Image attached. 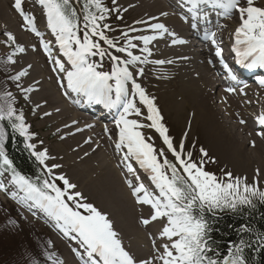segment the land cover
Returning <instances> with one entry per match:
<instances>
[{"label":"snow or ice","instance_id":"6c2138e0","mask_svg":"<svg viewBox=\"0 0 264 264\" xmlns=\"http://www.w3.org/2000/svg\"><path fill=\"white\" fill-rule=\"evenodd\" d=\"M112 2L116 4V0ZM189 2L194 11L198 10L202 2L223 9V14L226 16L231 15L233 10L238 11L241 23L235 30V43L237 46L244 45L245 50L242 53L239 47L233 49L239 58L237 63L250 70L264 68V7L256 6L255 0H246V6H240V0H189ZM40 3L47 9L48 26L55 35L59 50L64 57H67V61L52 57L48 42L41 40V44L51 62L56 66L52 71L59 72L62 80L66 79L67 89L82 94L89 103H104L109 108L117 107L124 98L123 111L116 120L119 137L116 148L126 147L124 159L135 158L140 167L150 173V179L158 189V195L148 192L143 184L133 187L131 181L128 183L133 189L132 194L137 202L149 205L153 210L150 219L144 218L140 221L143 225L166 218V225L162 227L160 236L166 238L167 242L157 246L156 241L153 240L155 254L151 259H137L124 247L109 217L92 203L82 202L85 200L83 194L75 191L77 185L70 182L64 175L54 177V180L63 182V186L58 187L54 180L43 179L40 184L17 172L12 167V161L5 154L3 133L0 131V161L7 166L8 170H11L12 183L19 186L25 193L23 199L34 201L50 217H53L56 227L64 235L73 234L72 238L77 241L73 252L80 257L82 264H248L245 249L250 247V244L243 238L238 243H230L225 253H221L213 246L212 228L208 216H214L225 209L235 211L243 206H251L254 199L264 201V191H261L255 183L248 184L246 177H233L231 172L224 174L227 182L218 179L214 173L204 169L203 159L193 160L191 152L187 153V159H185L183 141L174 145L168 135V128L162 123L163 117L154 98H150L141 84L135 80L137 74L141 76L144 74V69L140 68L138 73L130 70V66L135 62H148L147 56L152 55L148 45L158 37L165 35L172 37V44H183L185 41L178 39L176 33L170 31L165 23L153 17L152 19L157 22L149 24L148 28L154 34H140L128 39V34L124 33L127 45L120 47L116 40L109 39L103 30H110V26L102 22L105 21V13H110L112 9L104 6L101 0H85L82 16L83 32L80 28L81 16L73 0H40ZM14 7L21 13L24 21L32 25V18L23 15L22 0H14ZM92 7L95 8V12L91 10ZM116 12L118 15V7ZM167 15L166 12L161 13V16ZM139 23L145 22L141 20ZM32 30L35 31V28L33 27ZM36 34L40 35L39 32ZM215 35V32H212L210 37L205 38H211L212 43L216 45ZM0 36L5 37L4 43L9 47L15 46V51L7 57L15 64L13 56L16 52H25V48L17 43L15 36L7 29L0 32ZM133 40L143 42L141 51L147 54L143 60L141 56L134 55L131 51L137 48ZM102 43L107 44L109 49H115L116 53H127L130 59L121 60L120 55L110 53L108 49L102 47ZM97 55L101 58L108 55L109 59L115 62L111 72L98 70L99 65L90 62V57ZM215 55L223 62L222 49L219 45H216ZM249 58H251L250 62H247ZM154 62L165 63L163 60ZM26 75L28 72L22 70L10 76L9 79L16 83L17 88H20L19 81ZM235 78L233 75V79ZM110 81H114V85ZM128 81H131V99L127 98L129 96V87L126 86ZM260 84L264 85V79L260 80ZM23 91L29 92L32 89L23 88ZM113 91H115V100L112 99ZM228 91H235V89L229 88ZM137 95L139 105L146 106V120L150 122L148 124H141L138 119L128 118L130 115L139 117L143 114L142 108L138 106L135 99ZM0 99L4 101L0 103V122L7 121L14 131L26 135L28 128L24 122V115L23 112L17 114V109L13 106L15 103L13 94L5 91ZM260 123L264 124V117L260 118ZM143 127L153 128L159 133L167 150L172 153L175 163L167 158L163 150L157 151L152 143L146 142L145 136L137 130ZM30 147L35 146L30 145ZM200 152L202 157H208L207 151L203 148ZM34 155L41 164H44L47 151L35 152ZM158 157H163L162 162ZM59 167L58 164L52 165L48 169V174L51 176L53 168ZM128 170L133 171L130 164ZM0 188H4L2 183ZM240 231L249 232L251 229L248 225H244ZM261 240H264V237H261ZM81 249L83 251H80ZM47 259L51 260L52 264H63V261L54 258L52 254H49Z\"/></svg>","mask_w":264,"mask_h":264},{"label":"bare ground","instance_id":"6f19581e","mask_svg":"<svg viewBox=\"0 0 264 264\" xmlns=\"http://www.w3.org/2000/svg\"><path fill=\"white\" fill-rule=\"evenodd\" d=\"M122 1H126L128 6L133 7L132 11L135 15H137L136 17H134V21L143 20L145 22L149 17H157L160 19L159 22L165 23L167 27L170 26L169 30L175 32L176 37H179L181 34H183L184 36H190L187 33V27L181 24L171 13L168 12L167 4L162 0H122ZM258 1L264 4V0H258ZM240 2L243 4L242 6H246L245 5L246 3L244 4L243 0L242 1L240 0ZM165 12L168 13V15L161 16V13H165ZM229 18L234 19L232 16H229ZM13 19L14 17L11 16V14L5 12V3L2 0H0V22H1L0 28L5 24L11 23ZM235 21H241L240 15L238 19H235ZM219 25L220 24H218L217 27ZM140 26L142 28L140 32L148 29L147 26H143V23H141ZM48 29L51 30V28L48 26L40 27V31H41L39 37L40 40H44L42 36L45 35V31ZM219 29L222 30L223 28L219 27ZM231 29H232V33L235 34L236 28L231 27ZM16 34L18 39L21 40V42L26 41V37L23 33L18 32ZM206 36L210 37V35H205L202 38L203 40L202 42L211 43L213 45L211 47L216 51V45L212 43L211 38L206 39L205 38ZM50 47L52 51V57L57 59L62 58L63 61H67V57L63 56V53L59 50V44L56 41L52 46L50 45ZM163 47L165 48V54L169 55L174 53L175 54L174 57L177 56L189 57L192 55V52L188 45L178 46L173 48L171 44V39L167 35L163 37ZM219 47L222 50L226 49L225 45L223 44L219 45ZM244 50L245 49H242V51ZM44 54L49 58L48 53L45 52ZM197 57L199 56H196L195 58L196 60L199 59ZM195 59L189 57L187 60H182L180 62V66H178L175 69L176 73L171 74L172 77L169 80L177 81V84L175 85V89H178V91L175 93H170L168 95V98L171 97L172 99H176V102H172L170 100L169 110H171L176 115V118L178 120L183 122V126L185 125L186 119L188 120L187 117L188 113L189 114L191 113L192 115L190 121L188 120L190 127L192 128L191 131L193 132V129L196 125H198V127L202 129L203 134L205 135V140L208 141V143L210 144L209 150L212 153L213 151L216 152L217 155L216 157L219 161L224 162L227 164V166H230L232 167V169L239 171L240 174L242 172H247V173H242V175H245L248 179L264 183V127H260L252 130L247 125L246 127H242L241 119L245 120V117L243 115L246 116L252 115V113L249 111V108L246 107L245 101H243L241 98L237 97L235 94L228 91L226 87L218 80L217 69L213 66L210 60L205 62L204 61L200 62V65H204V66H200L194 63ZM29 61L32 63V68H33L32 69L33 72L31 73L34 75L36 74L33 79L35 81L30 83L36 84L38 86V94H39L38 98L37 96H35L36 93H34L33 96L37 98L36 100L39 99L43 100L47 102L48 105L50 104V106L59 104L58 107L54 108L53 110L50 109L48 111H45L46 110L45 109L44 110L45 113L53 114L54 111L57 112L58 115H61L65 118V126L69 128H71L74 123L84 120V117L61 97V92L68 90L66 87L67 81L66 79L63 80L61 79V74L59 72L52 71V69L56 66L51 62V59L49 58L51 65L48 67L51 77L54 78L52 74L55 75L54 80L58 85L56 87L58 95H56V90L53 87V85H49V83L44 80V77L47 75V73H44L40 69V65L38 64V59L33 57L29 59ZM194 73L196 75L195 79L191 78L190 76V75L193 76ZM56 78L59 79L60 81L59 83L56 81ZM37 81L39 83H37ZM61 82H63L62 85H64L65 88H63L60 85ZM213 83H215L216 87H218L217 88L219 91L217 93L218 97L221 99V96H223L225 101L224 103L222 102L220 106L224 108V110L222 111L224 114V119L222 120L215 117V113L217 109L212 105V101H211L212 100L211 89L214 86ZM163 86L164 85H162L161 88ZM161 90L166 91L167 88ZM174 90H170V92ZM70 92L73 91L69 90L68 92H66V94L68 95ZM75 103L77 104L76 101ZM41 104L44 105L42 102ZM78 104L85 111H87V114L93 113V110H91L89 106L85 105L81 101H78ZM78 104L77 106L79 107ZM69 117H71L70 120L68 119ZM76 126H74L73 128H75ZM106 129L111 130V124H109L107 127L100 128L99 131L102 133L105 132ZM71 132H74L75 134L71 135V137L67 138L65 141L66 142L68 141L69 143L75 142L76 145L77 143L86 145V146L83 145L81 146L80 144H78L77 150H80L79 151L80 153L83 149L87 151V148H89L88 144L91 143V141L86 140L85 138L90 137L93 131L83 132L81 129H79L78 131V129L75 128V129H71ZM85 133L86 135L83 136V134ZM77 140L78 142H76ZM86 141L88 142L86 143ZM105 141H106L105 138L100 140V142H105ZM96 143L97 142L95 141L93 144ZM110 144L112 147V154L114 156H117L118 158H121L122 162H124L123 155L116 152L114 148V144L111 140H110ZM54 146L56 148H59L61 147V144L58 143L57 145ZM89 154L92 156L91 158L86 159L85 162L93 163V165L94 164L99 165L101 167V170L104 172H102V176L99 179L100 183L93 182V190L88 191L89 189L83 186V182L79 181L80 180L79 165L77 167L76 166L77 164H74L76 168L75 167L73 168L71 158H68L67 162L65 163L66 169L64 170L70 172L71 179H69V181L77 185L76 191H80L81 193L89 196H91L90 194L94 192L98 196L97 200L99 201L102 199V195L104 194V192L109 191L108 186H112L113 190L114 189L116 190L120 198L125 197L127 199L126 196V194H128L126 192L127 189L124 187L123 184L120 185L115 180L117 178L116 173L114 172L116 165L113 164L111 160L106 158V156H103L100 151L92 152V150H90ZM106 170L107 172L109 171L107 177L105 172ZM124 182L128 188L129 183L128 181H126V178ZM136 182L137 185H139L137 179ZM111 201L114 203V207L116 208L115 212H117L115 215L116 220L114 219L115 222L122 224L123 222L124 223L126 222L125 219H128V216L132 217V212L130 211L131 204H129L127 201L117 200L114 196L111 197ZM128 223H132V222H128ZM119 224L117 225L119 226ZM133 230H135L136 233L135 235H133L132 238H130V240H128L129 241L128 248L132 247V250L129 252L130 254L132 253V255L135 256L137 259L144 258L142 252L139 249V245L144 243L145 239L144 238L142 239L143 237L142 233L138 232V230L136 229ZM153 236L158 241L156 243L157 246L165 243L166 241L160 236V234H154ZM149 246L151 247V244ZM70 247L72 248V250L76 248V246H70ZM75 264H79V263L75 262Z\"/></svg>","mask_w":264,"mask_h":264},{"label":"rangeland","instance_id":"374dc122","mask_svg":"<svg viewBox=\"0 0 264 264\" xmlns=\"http://www.w3.org/2000/svg\"><path fill=\"white\" fill-rule=\"evenodd\" d=\"M2 1L5 3V12L8 14H11V16L14 17V19L12 20L11 23L3 25L0 28V32H3L5 29H7L8 32L13 34L14 36H17L16 33H18L20 30L18 29L19 28L18 18L13 13V11L11 9V0H2ZM108 1L112 2V0H108ZM116 1L120 5L118 7L122 11H125V17L127 18V21L132 23V25L135 27H141L140 26L141 23H139V21H134V17H136L137 15H135L133 13V11H132L133 7L128 6L126 1H122V0H116ZM12 2L14 5V0H12ZM243 2L245 4L246 0H243ZM255 5L259 6V7H264V4L260 3V1H258V0H255ZM3 9H4V7H3ZM13 10H14V8H13ZM238 17H239V15L237 13L236 19H238ZM233 20L234 19L229 18V19H226L224 21V23L230 25V24H232L231 21H233ZM0 24H1V22H0ZM41 27H47V26L41 25ZM219 27H222L223 29L225 28V26H221V24L218 26V28ZM231 27L232 26H230L229 28H231ZM42 34H44V33H42ZM230 36H232V29L230 32ZM25 37H26V41L22 42V43L25 47H30L29 38L27 37V35H25ZM16 38H17V40H19L18 37H16ZM42 38L44 39L45 42H48L51 46L56 41L55 35L52 33V31L50 29L45 31V35L42 36ZM26 44H28V45H26ZM209 44L211 46H213L211 43H203L202 42V45H204V47H207V45H209ZM33 57L38 59V64L40 65V69L44 73H47V75L44 77V80L46 82H48L49 85H53V87H54V84L51 80L49 67H48L51 65V63L49 61V58L46 55L44 56V61L47 63L46 68H44L45 65L42 63L41 59H39L36 55H27V56L22 57V60H24V64L26 65L25 68H30V75L28 77L27 84H28V82L30 83V82L35 81L33 79H34L36 74L34 75L31 73V72H33L32 71L33 68H32V63L29 61V59H31ZM198 58H201V57H198ZM101 61L103 62V60H101ZM196 61L197 60H194L195 64H196ZM102 62H100L98 65L104 66L102 64ZM29 65H31V67H29ZM197 65H200V62ZM108 66H110L109 67V69H110L111 65L109 64ZM132 66H133V64L130 66V70H131ZM200 66H204V65H200ZM52 75L55 78V75L54 74H52ZM29 80H32V81H29ZM56 81L58 83L60 82L58 78H56ZM152 81L157 82L156 80L144 78V81H143L145 84L144 87H146V88L151 87V91H149L148 94L150 96H152L151 98H154V102L158 106V109L160 110V113L163 117L162 123L165 125V127L168 128L170 135L175 138L174 141H177L180 136H183L187 132V135H188L187 140H186V148L187 149L185 150L184 158L187 159V153L191 152L193 154V156H192L193 160H196V161H200L201 159L204 160V169L206 171L214 173V174L218 175L219 177H223V178H225L224 174L226 172H231L233 177L245 178V176H243L242 173H247V172H242L240 174L239 171H236V170L232 169V167L227 166L226 163L219 161L216 157L217 156L216 152L213 151V153H212L209 150L210 144L208 143V141L205 140V135L203 134L202 129L200 127H198V125H196L194 127L193 132L191 131L192 128L190 127V124H189V121H190V118L192 115L191 113L190 114L188 113L187 117H188L189 121L186 119L185 125L183 126V122L178 120L176 118V115L171 110H169L170 109V107H169L170 106V100L172 102H176V99H172L171 97L168 98V95L170 93H175L178 91V89H175V85L177 84V81L171 80L173 82L167 83L168 86L166 84H159L161 82H159V83L157 82L159 84L157 86V84H155V83H150ZM1 84L3 87H5V84L3 82V76L1 77V72H0V87H1ZM150 84H151V86H150ZM214 84L215 83H213V85ZM160 85L161 86L164 85V86L161 88ZM54 88L56 90V87H54ZM166 88H167L166 91L161 90V89H166ZM33 90L35 91L34 93H36L35 96H37V98H38V96H39L38 89L37 90L33 89ZM170 90H174V91L170 92ZM56 95H58L57 90H56ZM37 98L32 95V101L35 103L36 106L39 105L38 117L41 116L42 118H41V120L32 118V115H30V105L28 103H26V110H28V113H29V115L26 117V120H27V123L30 124L29 129L31 131H36V133L38 134V136L40 138H42V137L45 138V140H46L45 144L47 145L48 149L50 150V153L53 155V156L48 157L49 161L50 162H52L53 160L58 161L60 163L61 171L64 172V173H61V172L53 169L52 174H54L55 176H59V175L63 174L68 179H71L70 172H67L66 170H64V169H66L65 163L67 162L68 158H71L73 168L74 167L76 168V166L78 167V165H79V169H80L79 170L80 171V175H79L80 180L79 181L83 182V186L86 187L87 189H89L88 191H92L93 190V182L100 183L99 179L102 176V172H104V171L101 170V167L99 165H96V164L93 165V163L85 162L86 159H89L92 156L89 154V151L90 150H92V152L100 151L103 156H106V158L111 160L113 162V164L116 165L114 172L116 173L117 178L115 180L120 185L123 184L124 187L127 189L126 190V192L128 193V194H126L127 199L125 197L120 198L118 193L116 192V190L115 189L113 190L112 186H108L109 191L104 192L101 200H99V201L97 200L98 196L94 192H92L90 194L91 196L82 193L83 197L85 198V200H83L82 202L92 203L94 206H96L98 208V210H100L102 212L104 211L103 213H106L110 220H113L112 222L114 225V230L117 231L118 237L122 240L124 247L128 251L132 250V247L128 248V246H129L128 240H130V238H132L133 235H135V233H136V231L133 229H136V230H138V232L142 233V236H143L142 239L144 238L145 241H144V243L139 245V249L142 252V255L144 258L151 259V257L155 254L154 247L152 246L153 245L152 241L155 240L156 243L158 242L153 235L154 234H160V232L162 231V227L164 225L161 222L157 223V221H152L148 225H143L140 222L144 218L150 219L152 212H151V207L149 205L146 206V205L139 204L137 202L136 197L133 196V194H132V191H133L132 187L128 186V188H127V185L124 182L125 178H126V181H128V182L131 181L133 187L139 186V185H137V182H136L137 178H136L135 170L133 169V171L130 172L128 170V165H127L126 160L124 159V162H122L121 158H118L117 156H114L112 154V147L110 144L111 139L109 137H107V136L103 137L106 139V141L100 142V140L103 138H99V134H98L100 132L99 130L97 132L93 129H90V131H93L91 133V136L85 138L86 140L91 141V143L88 144L89 148H87V151H85L83 149L80 153L79 152L80 150H77L78 144H80V143H77V145H76L75 142L69 143L68 141L66 142L65 140L67 138H70L71 135L75 134L74 132H71V129L77 128V129L82 130L80 124L83 122V120H81L80 122L74 123L72 125V127L69 128V127L65 126V118L61 115H58L57 112L54 111L53 114L45 115V111H48L50 109L53 110L54 108H57L59 104L50 106V104L48 105V103L43 101V100H40V99L36 100ZM41 102L44 105H42ZM245 105L248 108V104L246 102H245ZM256 108H258V104L256 105ZM75 112H77V111H75ZM71 115H72V113H71ZM216 115H215V117H216ZM68 119L70 120L71 117H69ZM74 126H76V127L73 128ZM191 126H192V124H191ZM62 133H64V134H62ZM85 135H86V133L83 134V136H85ZM95 141L97 143L93 144ZM111 141L114 144V141L113 140H111ZM76 142H78V140ZM58 143L61 144V147L56 148L54 145H57ZM80 145L82 146L83 144H80ZM83 146H86V145H83ZM154 148L157 151L163 150L167 157L174 158L172 156V153L170 154V153H167L165 151L164 146H162V145L160 147L155 146ZM201 148H203L205 151H207L208 157H206V158L202 157V154L200 152ZM41 149H43L44 151L46 150L43 142H39V144H38V150H41ZM188 149H189V151H188ZM190 149H192V150L190 151ZM119 154H121V153H119ZM121 155H123V154H121ZM123 157H124V155H123ZM74 164H77V165L75 166ZM44 165L48 169L51 168V165H49L47 162H45ZM105 172H106V177H107L109 171L107 172V170H106ZM223 178H222V180H223ZM247 181H249V180L247 179ZM251 181H254V180H251ZM256 182H258L259 184L264 186V183L259 182V181H256ZM90 185H92V186H90ZM258 187H259V189L261 188L259 185H258ZM93 194H94V196H93ZM141 195H142V193H141ZM112 196H114L117 200L127 201L129 204H131V210L130 211L132 212V217L128 216V219H125L126 220L125 223L123 222L122 224L121 223L119 224V223L114 221V219L116 218L115 215L117 212H115L116 208L114 207V203L111 201ZM1 202L3 203V201H1ZM3 204L6 205L9 209L5 208L4 206L3 207L0 206V218L2 217L1 213L4 214L6 218H8L9 215H8L7 210H9V212H11L14 220L16 222H18V223H16V225L18 227L20 225L22 226V228H23V231L21 232L22 236H24L25 238H28L27 233H30L29 232L30 230L32 233V230H34L35 233H41L43 238L48 240L49 244H48V242H45V244H44L45 247L48 248L47 249L48 252H46L44 250L34 252L41 258V260L44 262V264H48L49 260L48 259L45 260L43 257V254H45V255L54 254L56 257H60L61 260L63 259V264H75V262L82 264L80 257H77L73 253L72 248L70 247V246H77V244L74 241H71L70 239H68V241H67V248L65 250L66 255H67V260L65 261V257L62 256V254L65 252L61 251L60 247L55 244L53 239L43 230L42 227L38 226L37 224H34V222H31L29 220L30 219L29 215L27 216V218H25L24 216H22L21 214L16 212L11 206H9L10 205L9 203L4 202ZM40 217L42 219H44V216H40ZM128 222H132V223H128ZM117 224H119V226ZM131 224H133V225H131ZM152 226H154V227H152ZM52 229L54 231L59 232L56 228L52 227ZM59 233L63 234L62 232H59ZM126 233H127V235H126ZM8 234L9 235L0 233V264L5 263V260L7 259V254L19 253L22 251L23 248H26V246L24 245V243L21 240H18V241L21 242L22 245L15 239V237L18 235L17 233L9 232ZM63 236H64L63 238H65V235H63ZM163 239H165L166 240L165 242H167L166 238H163ZM150 244H151V247L149 246ZM33 246H34V243L31 239V247H33ZM50 246H51V248H50ZM80 251H82V249ZM49 264H51V262H49Z\"/></svg>","mask_w":264,"mask_h":264},{"label":"trees","instance_id":"16d2710c","mask_svg":"<svg viewBox=\"0 0 264 264\" xmlns=\"http://www.w3.org/2000/svg\"><path fill=\"white\" fill-rule=\"evenodd\" d=\"M12 141V136H8L7 142L4 143V151L16 158V160L12 159L13 163L16 165L18 163L21 168L19 169L25 170L26 174L34 173L41 180L45 179V174L38 169L35 170V166L20 153V147L18 145L15 147ZM14 148L16 151H13ZM224 211L227 212L225 216H216L215 218L208 216L212 228L213 246L221 253H225L230 243H238L243 238L250 244V247L245 249L248 264H264V240H261V237H264V202L254 199L251 206H243L235 211L230 209ZM244 225H248L251 231L241 232L240 229ZM31 239L28 237V243L31 242ZM14 258L9 261L11 264H29L30 262L28 258L23 260L22 253H17Z\"/></svg>","mask_w":264,"mask_h":264}]
</instances>
